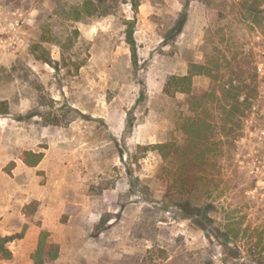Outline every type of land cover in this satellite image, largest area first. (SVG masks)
I'll list each match as a JSON object with an SVG mask.
<instances>
[{"label": "rangeland", "instance_id": "1", "mask_svg": "<svg viewBox=\"0 0 264 264\" xmlns=\"http://www.w3.org/2000/svg\"><path fill=\"white\" fill-rule=\"evenodd\" d=\"M85 1L0 0V235L22 234L0 264H33L42 231L60 247L53 264H263L264 0H141L137 66L131 6L73 21ZM208 57L251 61L259 93L240 137L212 144L184 187L189 104L169 83ZM160 142L179 153L164 159L151 148ZM25 151L45 156L32 168ZM171 189L209 205L208 233L168 201Z\"/></svg>", "mask_w": 264, "mask_h": 264}, {"label": "trees", "instance_id": "2", "mask_svg": "<svg viewBox=\"0 0 264 264\" xmlns=\"http://www.w3.org/2000/svg\"><path fill=\"white\" fill-rule=\"evenodd\" d=\"M120 4H129L134 13V19L128 22L127 42L131 46L132 58L135 66L138 65V50L134 38V25L136 16L139 13L141 0H86L82 5L72 8L71 14L73 21H82L94 17L107 16L115 14ZM189 3L180 13L176 27L180 31L186 24L188 17ZM255 9L251 5L249 10ZM76 33H79L77 30ZM39 45L35 46L37 51ZM63 52L64 49L62 46ZM38 59L44 60L50 64L54 62L45 58L44 55L38 56ZM234 61V62H233ZM67 59H63L66 63ZM57 62L56 64H59ZM82 67L76 65V69ZM58 68V67H56ZM195 76H207L210 78V87L207 89L197 88L193 79ZM170 84L176 86L177 92L186 94L189 104L188 112L184 115L181 123V131L186 137L188 143L192 146V158L185 164V172L182 174L184 187L192 186L195 183L196 173L193 169L195 160L208 162V151L212 144H219L224 138H231L232 141L238 139L243 129V121L246 119L258 98L259 84L257 67L252 65L251 61L239 58L213 59L208 57L204 62L191 63L188 73L183 76H173ZM170 86H167L169 90ZM144 97V93H142ZM3 108V107H2ZM4 113L7 108L2 109ZM215 114V116H214ZM221 122V123H220ZM218 126L222 135L216 136L215 127ZM214 140L216 141H213ZM223 138V139H222ZM173 149L168 152L167 149ZM153 150H157L164 159L173 153H179L180 147L177 143L171 146L169 143H157L152 145ZM191 148H188L189 152ZM43 152L25 151L22 160L29 167H37L43 160ZM166 198L176 206L182 215L191 219L207 233L212 229V217L208 214V204H198L194 202L191 191L186 190L178 193L174 189L168 191ZM22 234L3 236L0 235V259H10L13 256L9 244ZM50 233L42 231L39 236L37 248L32 256L33 264H53L60 257V247L51 242ZM264 264V260H263Z\"/></svg>", "mask_w": 264, "mask_h": 264}, {"label": "crops", "instance_id": "3", "mask_svg": "<svg viewBox=\"0 0 264 264\" xmlns=\"http://www.w3.org/2000/svg\"><path fill=\"white\" fill-rule=\"evenodd\" d=\"M14 233L12 232V231H6L4 234H2L3 236H10V235H13ZM40 236V235H39ZM39 241V240H38ZM52 242V241H51ZM54 243V242H53ZM37 245H38V243H37ZM36 248H37V246H36ZM36 250V249H35ZM12 251V250H11ZM34 251V250H33ZM32 251V253L34 254V252ZM60 253H61V250H60ZM31 254V253H30ZM59 259V258H58Z\"/></svg>", "mask_w": 264, "mask_h": 264}]
</instances>
